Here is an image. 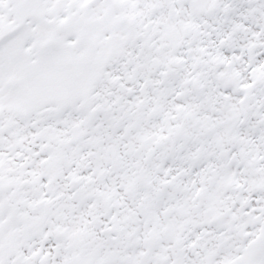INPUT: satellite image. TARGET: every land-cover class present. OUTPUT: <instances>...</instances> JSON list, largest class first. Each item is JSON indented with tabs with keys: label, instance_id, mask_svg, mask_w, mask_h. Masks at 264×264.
Instances as JSON below:
<instances>
[{
	"label": "snow or ice",
	"instance_id": "6c2138e0",
	"mask_svg": "<svg viewBox=\"0 0 264 264\" xmlns=\"http://www.w3.org/2000/svg\"><path fill=\"white\" fill-rule=\"evenodd\" d=\"M0 264H264V0H0Z\"/></svg>",
	"mask_w": 264,
	"mask_h": 264
}]
</instances>
